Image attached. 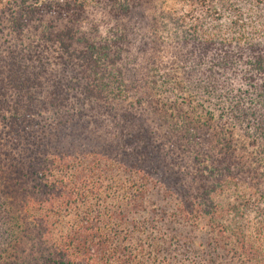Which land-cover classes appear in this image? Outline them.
I'll list each match as a JSON object with an SVG mask.
<instances>
[{"label": "trees", "instance_id": "16d2710c", "mask_svg": "<svg viewBox=\"0 0 264 264\" xmlns=\"http://www.w3.org/2000/svg\"><path fill=\"white\" fill-rule=\"evenodd\" d=\"M201 219L191 264H264V0H0V264H183Z\"/></svg>", "mask_w": 264, "mask_h": 264}, {"label": "rangeland", "instance_id": "374dc122", "mask_svg": "<svg viewBox=\"0 0 264 264\" xmlns=\"http://www.w3.org/2000/svg\"><path fill=\"white\" fill-rule=\"evenodd\" d=\"M123 23L124 25H128V21H123ZM31 35L32 34H30L29 37ZM30 40H32V36L30 37V39L26 40V43H30ZM176 172L177 171H166L165 173L169 175L167 183L174 184L175 187L178 188L180 187V184L182 183L183 180L179 179L178 176L180 175ZM180 172L182 173V171ZM241 191H245V189L241 188ZM231 197L228 198L227 196H222L221 197L222 203L226 204ZM153 203H156V205L158 206L163 204V202H160L159 199H156L155 202L153 201ZM171 207L172 206L170 205L168 208V211H170V213H171ZM147 218H150V216H148ZM161 218L162 217L158 213H156V215L153 216V219L154 220L156 219L157 225H160L161 231L166 235L167 234L170 235L172 233L170 227H173L174 230L180 233L181 239H183L182 237L185 236L190 230L189 224L187 223L178 220H176L174 223H170L168 220H166V222H161L160 221ZM201 220L202 221H200V223L198 224V228H195L193 230L194 244L193 246L190 247L191 249H187L186 247L183 246L182 243H179L180 246L178 245V247L174 248L175 249L174 253L177 254L176 258L183 260V264H188V262L191 264V261L194 260L201 261L203 259V252L209 251L208 248L206 247V244L210 239V232L205 224L206 222L204 221V219ZM212 254H215L217 257L215 260V264H240L239 260L234 258V254L231 255L230 252L216 250L212 252Z\"/></svg>", "mask_w": 264, "mask_h": 264}]
</instances>
